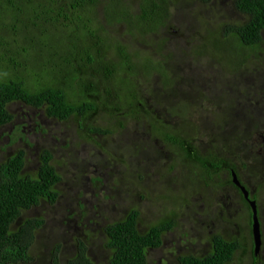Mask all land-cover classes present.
Here are the masks:
<instances>
[{"label":"trees","instance_id":"16d2710c","mask_svg":"<svg viewBox=\"0 0 264 264\" xmlns=\"http://www.w3.org/2000/svg\"><path fill=\"white\" fill-rule=\"evenodd\" d=\"M219 2L0 0V128L13 124L9 105L19 102L71 123L75 134L110 157L96 135L132 132L129 141L140 139L142 146H132L128 157L140 160L118 175L120 189L142 178L145 147L164 160L157 171L160 197L171 206L143 231L135 206L106 222V264H264V0H232L241 21L219 20ZM203 7L211 19L197 17ZM191 25L197 31L186 40L181 27L189 31ZM101 118L105 126L97 123ZM19 128L18 138L27 142ZM6 136L9 143L0 148V264H33L31 249L45 219L23 218L22 212L54 204L62 175L47 148L40 147L35 167L26 169L27 151L11 153L16 136ZM189 197L207 200L209 209L214 202L223 230L208 235L201 253L190 247L171 253L173 260L148 261L178 226L180 204ZM252 200L260 203L263 227L257 253ZM61 247L49 248L48 264H95L86 240L64 261Z\"/></svg>","mask_w":264,"mask_h":264},{"label":"rangeland","instance_id":"374dc122","mask_svg":"<svg viewBox=\"0 0 264 264\" xmlns=\"http://www.w3.org/2000/svg\"><path fill=\"white\" fill-rule=\"evenodd\" d=\"M231 1L220 0L221 6H218V9H221L223 13L216 14L219 20H243L233 10ZM197 17L205 21L208 18L211 19L212 14L207 7H203ZM178 19L182 22L181 24L187 25L183 14ZM192 23L194 22L191 21ZM195 26L197 27V24ZM196 27L191 25L189 31L181 27L186 34H189L186 40L190 38V34L197 31ZM9 109L14 115V121L13 124L0 128V133L5 132L0 138V148L9 143L6 135H15L16 142L7 150L13 153L17 149H25L28 162L26 169L29 170L35 167L36 151L40 147L47 148L52 153L56 168L62 175V180L57 187L60 196L54 204L42 202L22 212L23 218L42 216L45 219V224L31 249L34 257L33 264H46L49 248L57 242L62 246L60 258L64 261L76 252L78 242L82 239L86 240L88 253L95 264H106L108 250L105 249L102 232L106 222L123 218L130 206L137 207L141 212L139 220L141 231L164 217L166 208L171 204L160 197L162 191L159 188L160 175L157 171L162 168L161 163L164 160L152 154L153 147L144 148L147 156L141 162L142 171L138 172L142 178L136 176L133 178L136 185H124L121 189L117 185L118 175L125 170V166L129 165V161L135 163L140 160L137 156L129 155L128 157V151L132 146H142L140 139L129 141L128 137L132 132L124 134L125 136L122 134L96 135V141L114 154L110 157L105 149L98 148L94 142L82 140L75 134L74 126L67 121L61 122L47 118L42 110L27 108L19 102L11 103ZM103 122L101 118L97 123L104 125L105 122ZM18 128L27 142L18 138ZM140 136L143 138L144 135L140 134ZM66 145L68 147H65ZM2 155L0 151V161ZM120 160H123L122 163ZM166 161L169 162V159L165 160V164ZM172 175L173 173L166 174V177L171 180ZM207 202L206 200L201 203L196 197H189L187 204H180L178 226L164 235L163 247L149 253L148 261H155L160 256L171 258V253L178 250L183 253L190 247L199 249L198 253L203 252L208 235L215 231V228L223 230L219 229L220 218L215 215L218 210L216 204L212 202L209 209ZM220 203L223 205L227 203V200L222 198ZM227 231L231 234L236 232L235 228H229Z\"/></svg>","mask_w":264,"mask_h":264},{"label":"water","instance_id":"95a60500","mask_svg":"<svg viewBox=\"0 0 264 264\" xmlns=\"http://www.w3.org/2000/svg\"><path fill=\"white\" fill-rule=\"evenodd\" d=\"M233 175V181L236 185H238L241 189V191L244 194L245 198H248V191L245 189L244 186H242L235 173L232 174ZM250 207H251V211H252V226H251V232H252V238H253V243H254V252L257 253L260 249V245H261V232H260V223H259V218H258V214H257V208H256V203L255 201H249Z\"/></svg>","mask_w":264,"mask_h":264},{"label":"flooded vegetation","instance_id":"af4514ba","mask_svg":"<svg viewBox=\"0 0 264 264\" xmlns=\"http://www.w3.org/2000/svg\"><path fill=\"white\" fill-rule=\"evenodd\" d=\"M253 201H255V203H256V208H257V209L260 208V207H259L260 203H257L256 200H253ZM260 211H262V209H260ZM117 213H118V212H117ZM261 213L264 214V211H262ZM257 214H258V210H257ZM115 215H116V214H115ZM262 228H263V227H262ZM262 228H261V226H260V229H262ZM260 232H261V230H260ZM236 233L238 234V230L236 231ZM261 233H262V232H261Z\"/></svg>","mask_w":264,"mask_h":264}]
</instances>
